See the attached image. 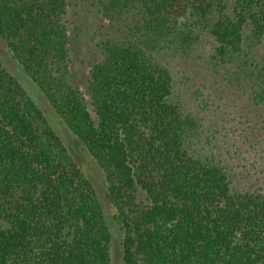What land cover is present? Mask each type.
Masks as SVG:
<instances>
[{"label":"trees","instance_id":"16d2710c","mask_svg":"<svg viewBox=\"0 0 264 264\" xmlns=\"http://www.w3.org/2000/svg\"><path fill=\"white\" fill-rule=\"evenodd\" d=\"M72 4L0 0V36L104 170L124 264H264L263 155L207 150L162 57L207 33L211 67L237 65L264 103V0H101L124 32L101 41L84 89L70 81ZM112 239L93 181L0 61V264H111Z\"/></svg>","mask_w":264,"mask_h":264},{"label":"rangeland","instance_id":"374dc122","mask_svg":"<svg viewBox=\"0 0 264 264\" xmlns=\"http://www.w3.org/2000/svg\"><path fill=\"white\" fill-rule=\"evenodd\" d=\"M102 10L101 0H73L67 15L72 58L70 81L81 89L87 84L92 65L100 58L101 41L106 39L107 35L122 36L124 32V28L120 27L124 23L108 22ZM212 42L210 35L205 33L200 42L194 44L193 50L184 52L179 47L176 56L168 49L162 54L163 60L171 63L176 73V88L180 91L178 95L182 102L192 107L204 120L201 136L202 145L207 150L213 149L210 146L211 141L218 146L228 147L235 157L245 155L253 159V156L263 155L264 160V103L255 105L254 101L249 99V95L254 93L249 85L250 77L242 73L237 65L231 67L228 73L222 70L223 74L211 67ZM0 61L20 80L28 94L43 109L78 165L93 181L113 234L111 264H124V233L114 217L115 208L107 194V177L104 170L85 144L56 114L1 36ZM237 63H240V60L235 64ZM234 72H239L242 80L236 79ZM253 140L258 141L256 149L250 147ZM260 168L264 169V164Z\"/></svg>","mask_w":264,"mask_h":264}]
</instances>
